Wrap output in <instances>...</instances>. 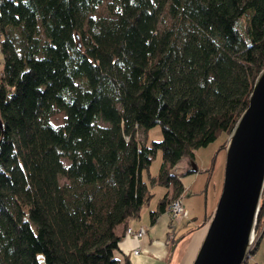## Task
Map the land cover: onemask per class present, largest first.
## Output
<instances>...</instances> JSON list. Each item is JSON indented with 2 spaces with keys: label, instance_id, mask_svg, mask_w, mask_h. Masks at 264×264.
<instances>
[{
  "label": "trees",
  "instance_id": "1",
  "mask_svg": "<svg viewBox=\"0 0 264 264\" xmlns=\"http://www.w3.org/2000/svg\"><path fill=\"white\" fill-rule=\"evenodd\" d=\"M104 1L0 0V264H119L117 228L152 197L158 149L151 222L264 66V0H107L98 14ZM156 125L162 140L142 142Z\"/></svg>",
  "mask_w": 264,
  "mask_h": 264
},
{
  "label": "water",
  "instance_id": "2",
  "mask_svg": "<svg viewBox=\"0 0 264 264\" xmlns=\"http://www.w3.org/2000/svg\"><path fill=\"white\" fill-rule=\"evenodd\" d=\"M223 188L191 264H245L259 242L264 193V66L225 143ZM190 172L199 170L190 161ZM172 245V251L175 248Z\"/></svg>",
  "mask_w": 264,
  "mask_h": 264
},
{
  "label": "rangeland",
  "instance_id": "3",
  "mask_svg": "<svg viewBox=\"0 0 264 264\" xmlns=\"http://www.w3.org/2000/svg\"><path fill=\"white\" fill-rule=\"evenodd\" d=\"M106 2L107 0H105L100 6L98 14H106ZM3 60V53L0 50V75L3 67ZM61 118L62 115H58L56 117L57 120H61ZM139 137L142 142L147 143L148 145H151L153 142L161 141L163 138L161 126L156 125L148 128L147 130H142L139 133ZM226 138L227 134L222 133L213 142L209 143L207 146L199 148L196 151L195 163L199 168L198 172H187L189 167L187 162L188 158H183L177 164L175 171L179 174V176H181V180L185 187V190L181 195L182 204L190 211L189 219H175L174 222L179 227V232H182L191 226H195L198 221L199 223L200 221L202 222L206 213L210 214L213 212L214 214L224 183L226 149L223 147V144L226 143ZM64 161L65 163L67 162L66 159ZM161 164L162 151L161 149H158L149 168L145 169L143 172V176L148 182L151 190L152 197L143 207L141 215L147 210L145 215L149 218L150 212L157 208L159 200L166 193L165 186L157 183L154 184L151 180V176H156L159 173ZM66 180V178H62L61 182H65ZM194 190H202L201 198H197V196H195ZM195 199H198V205H196V208L192 207L190 209V205L195 204L194 202L197 201ZM195 216L201 217H198V221L192 220ZM207 227L208 225L206 226V229ZM117 253L118 251L116 254ZM248 260L249 264H254L255 261V263L258 264H264V238L261 240L258 249Z\"/></svg>",
  "mask_w": 264,
  "mask_h": 264
},
{
  "label": "crops",
  "instance_id": "4",
  "mask_svg": "<svg viewBox=\"0 0 264 264\" xmlns=\"http://www.w3.org/2000/svg\"><path fill=\"white\" fill-rule=\"evenodd\" d=\"M187 162L189 164V169L190 160L188 159ZM194 191L195 196H197V198H201L202 190ZM195 200L197 201L194 202L195 204L190 205V209L192 207L196 208V205H198V199ZM146 212L147 210L142 215H140L138 219L135 218L130 220L127 226L124 224L118 226L117 232L119 234H124L125 229L128 226L138 228L142 225H146L148 227L147 233L140 238L124 234L122 240L119 243V249L117 253V258H119L121 261L119 264H123L125 256L129 257L131 264H191L205 235L206 226L202 225L208 219L207 216L209 214L206 213L204 220L202 222L200 221V223L198 221V217L200 218L201 216H195V218L192 220H197L198 223H196L195 226L189 227L195 230L182 240L173 243L176 246L172 251V239L178 237L189 228L179 232V227L175 224V219L172 218L168 210L160 214L156 218L155 222H151V215L150 218L147 217L145 215ZM136 249H139V253L137 254L134 252Z\"/></svg>",
  "mask_w": 264,
  "mask_h": 264
},
{
  "label": "built area",
  "instance_id": "5",
  "mask_svg": "<svg viewBox=\"0 0 264 264\" xmlns=\"http://www.w3.org/2000/svg\"><path fill=\"white\" fill-rule=\"evenodd\" d=\"M182 198L178 197L173 199L168 207V211L171 214L173 219H187L189 218V210L182 204ZM148 231V227L146 225H142L138 228H134L132 226H128L125 229V234L131 235L134 237H143ZM264 233V222H260L257 229V240L263 236ZM257 244V243H256ZM135 254L139 253V249H136Z\"/></svg>",
  "mask_w": 264,
  "mask_h": 264
}]
</instances>
